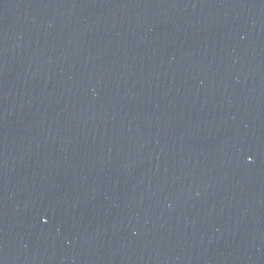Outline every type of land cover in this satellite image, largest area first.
<instances>
[{
    "label": "water",
    "instance_id": "obj_1",
    "mask_svg": "<svg viewBox=\"0 0 264 264\" xmlns=\"http://www.w3.org/2000/svg\"><path fill=\"white\" fill-rule=\"evenodd\" d=\"M0 264H264V0H0Z\"/></svg>",
    "mask_w": 264,
    "mask_h": 264
}]
</instances>
